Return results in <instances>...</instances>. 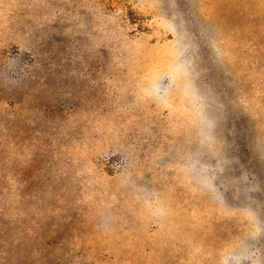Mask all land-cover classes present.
Segmentation results:
<instances>
[{"label": "rangeland", "instance_id": "obj_1", "mask_svg": "<svg viewBox=\"0 0 264 264\" xmlns=\"http://www.w3.org/2000/svg\"><path fill=\"white\" fill-rule=\"evenodd\" d=\"M0 264H264V0H0Z\"/></svg>", "mask_w": 264, "mask_h": 264}]
</instances>
